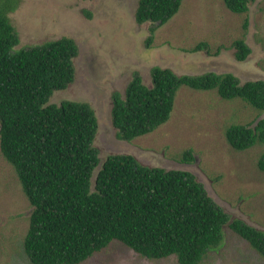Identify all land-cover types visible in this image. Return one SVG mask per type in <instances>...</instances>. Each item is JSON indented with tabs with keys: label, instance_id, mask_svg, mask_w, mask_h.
<instances>
[{
	"label": "trees",
	"instance_id": "16d2710c",
	"mask_svg": "<svg viewBox=\"0 0 264 264\" xmlns=\"http://www.w3.org/2000/svg\"><path fill=\"white\" fill-rule=\"evenodd\" d=\"M255 1L224 0L237 15L248 14ZM182 3L140 0L136 22L153 25L148 45ZM19 5L20 0H0V148L34 208L24 240L30 261L84 264L117 241L147 260L175 256L179 264H201L221 248L227 226L264 257V231L241 220L231 222L191 172L143 166L130 155L110 156L101 164L95 147L99 123L92 106L51 103L55 93L75 82L76 42L64 37L18 49L21 39L10 15ZM248 26L246 18L244 32ZM233 48L239 62L252 52L244 38ZM208 49L200 43L191 51ZM183 87L216 91L223 100L239 99L264 112V81L243 84L233 74L178 76L155 68L151 87L136 74L124 96L114 95L118 137L133 141L168 123ZM256 122L227 128L225 136L234 150L264 144V119ZM194 161L193 152H186L184 162ZM258 165L264 172V155Z\"/></svg>",
	"mask_w": 264,
	"mask_h": 264
},
{
	"label": "rangeland",
	"instance_id": "374dc122",
	"mask_svg": "<svg viewBox=\"0 0 264 264\" xmlns=\"http://www.w3.org/2000/svg\"><path fill=\"white\" fill-rule=\"evenodd\" d=\"M139 2L20 0L10 17L21 39L18 49L64 37L76 42L75 82L55 93L51 103L67 100L92 106L99 123L95 147L101 164L110 156L130 155L143 166L191 172L231 222L241 220L264 231V172L258 165L264 144L239 152L225 136L232 125H256L264 112L239 99L223 100L216 91L183 87L170 121L150 135L122 140L112 118L114 95L124 96L136 74L151 87L155 68L170 69L178 76L232 73L243 84L264 81V0L251 3L246 15L232 13L224 0H183L177 15L157 29L150 45L153 25L136 22ZM246 18L249 26L244 32ZM241 38L252 51L244 62L237 60L233 48ZM200 43H207L209 49L192 52ZM188 151L195 157L190 164L184 162ZM33 211L0 148V264H33L24 250ZM84 264L179 262L175 256L147 260L115 241ZM201 264H264V257L227 226L221 248L211 251Z\"/></svg>",
	"mask_w": 264,
	"mask_h": 264
},
{
	"label": "water",
	"instance_id": "95a60500",
	"mask_svg": "<svg viewBox=\"0 0 264 264\" xmlns=\"http://www.w3.org/2000/svg\"><path fill=\"white\" fill-rule=\"evenodd\" d=\"M227 74H232V73H227ZM234 75V74H233ZM237 77V76H236Z\"/></svg>",
	"mask_w": 264,
	"mask_h": 264
}]
</instances>
